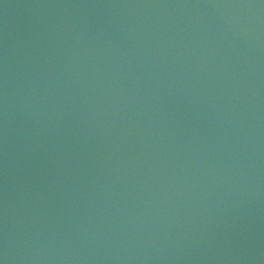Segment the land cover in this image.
Instances as JSON below:
<instances>
[{
	"label": "water",
	"instance_id": "1",
	"mask_svg": "<svg viewBox=\"0 0 264 264\" xmlns=\"http://www.w3.org/2000/svg\"><path fill=\"white\" fill-rule=\"evenodd\" d=\"M2 264H264V0H0Z\"/></svg>",
	"mask_w": 264,
	"mask_h": 264
},
{
	"label": "snow or ice",
	"instance_id": "2",
	"mask_svg": "<svg viewBox=\"0 0 264 264\" xmlns=\"http://www.w3.org/2000/svg\"><path fill=\"white\" fill-rule=\"evenodd\" d=\"M0 264H2V262H0Z\"/></svg>",
	"mask_w": 264,
	"mask_h": 264
}]
</instances>
